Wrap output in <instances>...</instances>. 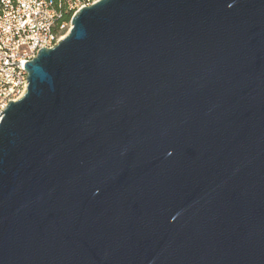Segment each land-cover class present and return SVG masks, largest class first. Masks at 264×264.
<instances>
[{
	"label": "water",
	"instance_id": "95a60500",
	"mask_svg": "<svg viewBox=\"0 0 264 264\" xmlns=\"http://www.w3.org/2000/svg\"><path fill=\"white\" fill-rule=\"evenodd\" d=\"M24 70L0 264H264V0H96Z\"/></svg>",
	"mask_w": 264,
	"mask_h": 264
},
{
	"label": "built area",
	"instance_id": "2783aa9c",
	"mask_svg": "<svg viewBox=\"0 0 264 264\" xmlns=\"http://www.w3.org/2000/svg\"><path fill=\"white\" fill-rule=\"evenodd\" d=\"M69 1L66 5L65 0H0V119L7 104L26 92L24 64L41 49L53 48L70 29L61 22L64 15L71 18L96 0Z\"/></svg>",
	"mask_w": 264,
	"mask_h": 264
},
{
	"label": "rangeland",
	"instance_id": "374dc122",
	"mask_svg": "<svg viewBox=\"0 0 264 264\" xmlns=\"http://www.w3.org/2000/svg\"><path fill=\"white\" fill-rule=\"evenodd\" d=\"M70 1L69 0H65V4L66 5H68V3H69ZM71 16V15H70ZM70 17H69V20L67 21V22H65L66 24H67V26L70 24ZM69 27V26H68ZM66 28V30L64 31V33L62 34V36H64L65 34H67V32H68V30H69V28Z\"/></svg>",
	"mask_w": 264,
	"mask_h": 264
},
{
	"label": "trees",
	"instance_id": "16d2710c",
	"mask_svg": "<svg viewBox=\"0 0 264 264\" xmlns=\"http://www.w3.org/2000/svg\"><path fill=\"white\" fill-rule=\"evenodd\" d=\"M69 15H64L61 22H67L69 20Z\"/></svg>",
	"mask_w": 264,
	"mask_h": 264
},
{
	"label": "bare ground",
	"instance_id": "6f19581e",
	"mask_svg": "<svg viewBox=\"0 0 264 264\" xmlns=\"http://www.w3.org/2000/svg\"><path fill=\"white\" fill-rule=\"evenodd\" d=\"M65 35H66V34H65ZM65 35H64V36H65ZM64 36H62L61 39L64 38Z\"/></svg>",
	"mask_w": 264,
	"mask_h": 264
}]
</instances>
